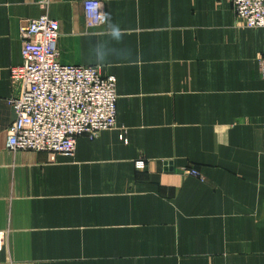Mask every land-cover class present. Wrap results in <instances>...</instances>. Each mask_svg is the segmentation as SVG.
Masks as SVG:
<instances>
[{"label": "crops", "instance_id": "crops-1", "mask_svg": "<svg viewBox=\"0 0 264 264\" xmlns=\"http://www.w3.org/2000/svg\"><path fill=\"white\" fill-rule=\"evenodd\" d=\"M83 1L0 0V264H264V28L231 0H101L87 27ZM43 12L61 63L116 80L117 128L54 160L7 148Z\"/></svg>", "mask_w": 264, "mask_h": 264}, {"label": "built area", "instance_id": "built-area-1", "mask_svg": "<svg viewBox=\"0 0 264 264\" xmlns=\"http://www.w3.org/2000/svg\"><path fill=\"white\" fill-rule=\"evenodd\" d=\"M48 1L38 3L45 8ZM231 2L245 26L264 28V0ZM83 12L87 27L104 21L101 0H84ZM58 35V21L45 12L22 20L21 62L9 68L10 77L20 82V94L7 100L15 115L6 130L7 148L45 152L50 160L72 156L80 135L94 138L117 128L115 77L102 75L96 66L61 63L55 47ZM135 165L144 168L145 162L140 159ZM186 173L200 177L194 168Z\"/></svg>", "mask_w": 264, "mask_h": 264}, {"label": "rangeland", "instance_id": "rangeland-1", "mask_svg": "<svg viewBox=\"0 0 264 264\" xmlns=\"http://www.w3.org/2000/svg\"><path fill=\"white\" fill-rule=\"evenodd\" d=\"M231 5H232V2H231ZM232 10H233V7H232ZM234 12V11H233ZM236 14L234 13V16H235ZM235 18L239 21V22H241L242 23V21L238 18V17H236L235 16ZM243 24V23H242ZM243 26H245L244 24H243ZM245 27H247V26H245ZM166 165H167V162H166Z\"/></svg>", "mask_w": 264, "mask_h": 264}]
</instances>
